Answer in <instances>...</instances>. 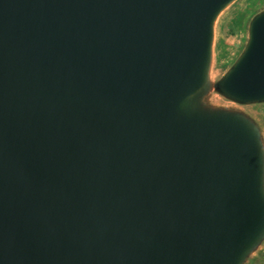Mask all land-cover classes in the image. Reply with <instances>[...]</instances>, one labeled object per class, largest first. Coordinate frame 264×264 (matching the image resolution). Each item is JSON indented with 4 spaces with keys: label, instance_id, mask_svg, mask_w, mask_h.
Returning a JSON list of instances; mask_svg holds the SVG:
<instances>
[{
    "label": "water",
    "instance_id": "95a60500",
    "mask_svg": "<svg viewBox=\"0 0 264 264\" xmlns=\"http://www.w3.org/2000/svg\"><path fill=\"white\" fill-rule=\"evenodd\" d=\"M0 0V264H251L264 251V7Z\"/></svg>",
    "mask_w": 264,
    "mask_h": 264
},
{
    "label": "rangeland",
    "instance_id": "374dc122",
    "mask_svg": "<svg viewBox=\"0 0 264 264\" xmlns=\"http://www.w3.org/2000/svg\"><path fill=\"white\" fill-rule=\"evenodd\" d=\"M264 7V0H239L219 19L215 37V72L223 70L243 45L245 24L250 14ZM264 115V109L260 110ZM251 264H264V251Z\"/></svg>",
    "mask_w": 264,
    "mask_h": 264
}]
</instances>
